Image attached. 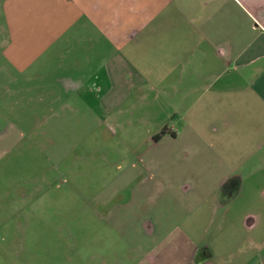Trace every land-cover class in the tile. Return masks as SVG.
Masks as SVG:
<instances>
[{"label": "crops", "instance_id": "1", "mask_svg": "<svg viewBox=\"0 0 264 264\" xmlns=\"http://www.w3.org/2000/svg\"><path fill=\"white\" fill-rule=\"evenodd\" d=\"M2 1L0 71L51 74L98 126L152 93L179 115L99 200L126 250L92 257L264 264V0Z\"/></svg>", "mask_w": 264, "mask_h": 264}, {"label": "rangeland", "instance_id": "2", "mask_svg": "<svg viewBox=\"0 0 264 264\" xmlns=\"http://www.w3.org/2000/svg\"><path fill=\"white\" fill-rule=\"evenodd\" d=\"M51 76L0 71V264H103L94 253L109 257L126 245L97 217L99 200L150 151L153 135L180 118L152 93L145 105L129 101L90 124L86 104L57 99Z\"/></svg>", "mask_w": 264, "mask_h": 264}, {"label": "trees", "instance_id": "3", "mask_svg": "<svg viewBox=\"0 0 264 264\" xmlns=\"http://www.w3.org/2000/svg\"><path fill=\"white\" fill-rule=\"evenodd\" d=\"M164 130H160L158 133H156L154 136H153V140H156L158 138H160L163 134H164ZM173 134V133H171Z\"/></svg>", "mask_w": 264, "mask_h": 264}]
</instances>
